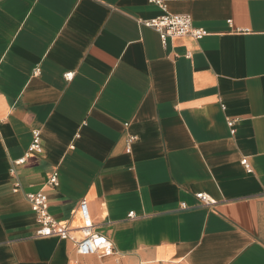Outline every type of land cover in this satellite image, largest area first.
I'll return each instance as SVG.
<instances>
[{"label":"crops","instance_id":"obj_1","mask_svg":"<svg viewBox=\"0 0 264 264\" xmlns=\"http://www.w3.org/2000/svg\"><path fill=\"white\" fill-rule=\"evenodd\" d=\"M163 3L207 35L163 47L149 0H0V264H264V0ZM36 192L112 252L37 238Z\"/></svg>","mask_w":264,"mask_h":264},{"label":"built area","instance_id":"obj_2","mask_svg":"<svg viewBox=\"0 0 264 264\" xmlns=\"http://www.w3.org/2000/svg\"><path fill=\"white\" fill-rule=\"evenodd\" d=\"M150 3L156 4L163 14L157 18L144 22V26L152 28L158 35L163 47L166 46L168 40L191 38L194 41H200L207 33L193 25L190 16L187 15H172L166 12L163 0H149ZM187 59L191 58L188 53L185 55ZM232 120H227L229 127H233ZM231 134H234V129H231ZM134 139L128 138V146ZM30 153H41L40 132H32V142L28 151L23 159L16 162L15 165H21ZM241 165L247 172H251L246 160L241 161ZM13 172V171H12ZM50 186H58V174L54 173L48 181ZM18 186L15 185V189ZM196 199L204 206H212L215 204L206 194L198 193L195 195ZM26 201L31 207V211L36 216L37 230L35 236L37 238L55 237L60 240H67L73 243L75 251L82 257L94 255L98 252H106L110 254L113 250L112 243L108 238L93 231L91 218L88 211V206L85 201L79 204V214L81 225L77 229H72L67 225L61 224L55 220L48 211L47 197L42 192L28 193L25 195ZM182 209H187L185 205L181 206ZM129 218H134V214L130 213ZM76 231L80 236L76 235Z\"/></svg>","mask_w":264,"mask_h":264}]
</instances>
